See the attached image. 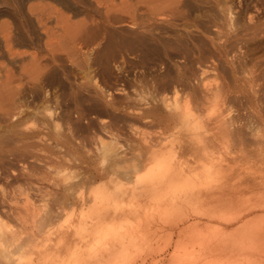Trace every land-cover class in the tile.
Here are the masks:
<instances>
[{"label":"rangeland","instance_id":"1","mask_svg":"<svg viewBox=\"0 0 264 264\" xmlns=\"http://www.w3.org/2000/svg\"><path fill=\"white\" fill-rule=\"evenodd\" d=\"M229 66L239 71L236 77L254 76L253 88H258L253 105L228 101L230 115L237 110L243 117L238 120L246 125L242 146L249 149L252 132L264 140V0H0V223L8 232L3 234L7 242L1 243L7 244L5 252L31 241L37 258L79 264L77 255L86 256L80 251L84 244H75L70 252L53 247L58 226L68 224L64 221L71 212L78 218L96 211L72 207L71 195L111 187L106 178L97 177L107 168L97 151L99 138L109 139L102 126L108 119L102 114L105 103L111 100V114L120 116L109 130L126 132L120 143L127 151L134 142L130 123L122 120L125 111H133L126 103L143 94L148 109L156 95L170 96L175 84L181 93L183 85L174 81L180 72L194 86L216 77L237 90ZM106 202L118 215L97 222L100 237L134 228L116 244L109 264H128L132 255L150 253L148 249L156 254L137 258L135 264H166L173 253L157 254L166 241L131 249L132 239L146 230L137 227L136 198ZM152 209L146 203L140 215ZM85 224L81 220L75 230L81 232ZM38 226L44 227L39 234ZM7 261L0 259V264Z\"/></svg>","mask_w":264,"mask_h":264},{"label":"bare ground","instance_id":"2","mask_svg":"<svg viewBox=\"0 0 264 264\" xmlns=\"http://www.w3.org/2000/svg\"><path fill=\"white\" fill-rule=\"evenodd\" d=\"M228 70L237 90L230 87L229 82H219L215 76L214 81L201 83L200 79V85L194 86L184 80L185 75L180 72L182 75L179 73L174 81L178 78L183 85L181 93L176 84L173 85L170 96L160 93V97L156 95L157 98L149 101L150 106L153 105L151 109L144 106L147 101L143 94L126 103L124 107L133 111H125L122 120L130 123L128 127L134 142L127 151L120 143L127 136L126 132L113 134L109 130L120 116L111 114L113 103L110 99L105 103L102 114L108 119H103L102 126L109 139L99 138L97 151L107 168L97 177L106 178L111 187L93 195H85L80 189L68 198L72 207L78 204L95 207L96 211L78 218L71 217V212L68 222L67 219L64 221L68 224L56 229L59 237L53 247L55 250L70 252L75 244L81 243L85 248L80 251L86 256L77 255L79 264H109L114 259L116 244L123 243L134 228H126L113 237H100L97 222L118 215L106 199L129 195L138 201L139 208L134 215L137 227L139 230L146 227L132 239L131 249L137 244L166 241L157 251L163 256L173 253L166 259V264H264V140L253 130L254 134H249L252 148L242 146L246 125L238 123L243 118L239 111L235 110L234 117L230 115L232 108L228 103L238 101L239 105H251L253 100H258L255 96L258 88H253L254 76L239 78L235 67L229 66ZM200 72L204 74L205 71ZM161 86L163 90L167 89L164 83ZM260 115L256 108L253 116L258 118ZM246 129L249 130V126ZM146 203L153 204V209L141 216L140 211ZM125 214L124 211L121 215ZM81 220L86 226L80 232L75 226ZM3 227L0 223L1 260H8L9 264H38L41 261L56 264L55 260L58 261L47 256L37 258L38 252L31 248V241L17 243L13 252L6 253L7 244L1 243L7 237L3 234L8 232H4ZM43 228L38 226L37 234ZM111 238L115 242L110 241ZM148 250L150 253L143 250L140 255H132L128 264L156 254ZM204 257L211 259L204 260Z\"/></svg>","mask_w":264,"mask_h":264}]
</instances>
